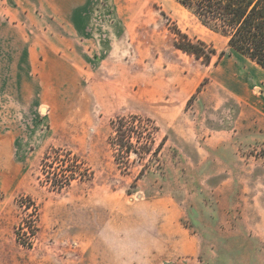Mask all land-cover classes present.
Wrapping results in <instances>:
<instances>
[{
	"label": "rangeland",
	"instance_id": "374dc122",
	"mask_svg": "<svg viewBox=\"0 0 264 264\" xmlns=\"http://www.w3.org/2000/svg\"><path fill=\"white\" fill-rule=\"evenodd\" d=\"M13 2L0 0V264H264V89L233 88L264 71L175 0ZM42 26L77 77L56 84L44 64L27 99L8 34ZM132 117L149 151L117 156L111 121ZM52 173L73 179L56 190Z\"/></svg>",
	"mask_w": 264,
	"mask_h": 264
},
{
	"label": "trees",
	"instance_id": "16d2710c",
	"mask_svg": "<svg viewBox=\"0 0 264 264\" xmlns=\"http://www.w3.org/2000/svg\"><path fill=\"white\" fill-rule=\"evenodd\" d=\"M175 1L193 15L203 27L225 37L231 49L264 69V0ZM176 48L188 55H193L205 65L210 62V56L205 54L201 47L194 46L190 42H187L186 46L176 45ZM110 127L109 143L117 156L125 154L126 158H129L131 154H134L140 158L149 151L148 147L152 143V138L149 126L143 120L135 117L116 118L111 121ZM138 130L146 132L143 138L145 144L140 147L142 150L140 152L138 149L134 150L135 144H133V139L136 143H140L139 140L142 139V133ZM135 134L137 137H134ZM46 160L47 154L42 163ZM41 172L45 175L43 166ZM45 179L54 189L62 190L69 185L73 176L52 173V177L46 176ZM19 242L23 247L28 246L27 243Z\"/></svg>",
	"mask_w": 264,
	"mask_h": 264
},
{
	"label": "crops",
	"instance_id": "0c3cea01",
	"mask_svg": "<svg viewBox=\"0 0 264 264\" xmlns=\"http://www.w3.org/2000/svg\"><path fill=\"white\" fill-rule=\"evenodd\" d=\"M83 1V0H82ZM77 0H14L13 3L22 4V5H46V6H73V4L76 3ZM81 2V0H79ZM71 10V9H70ZM30 17L29 14L25 15V21H28V18ZM74 20V17L72 18V21ZM31 21V19H30ZM29 26V25H28ZM49 26H46L44 28L43 26L41 28L37 29H27L22 30L19 32V34H15L14 31L9 32V36L13 37L14 40L11 42V47H15L18 49V54L16 58H14V61L17 63L14 64V68L21 69L19 70L18 75L19 77L11 78V82L17 83L20 85V89H18V92L20 95L25 96L24 98L31 97V87L34 83V79L32 78V70H39V74H41V67L43 68L44 64L48 66V69H50V79L53 80L56 84L60 83V79L64 76L62 75L65 71L67 82L69 81V78L71 80V83L75 82V79L77 77L76 72V64L74 63V51L70 48L69 43L66 39H62V45H60L59 37L62 36V32L59 31H53L48 29ZM34 30V32H32ZM53 32V33H52ZM34 35V37H37L38 39L35 41V45L30 46V44H27V42L24 41V36L28 35ZM18 37V40L15 38ZM51 38L53 40L46 41L42 38ZM21 38L22 40H19ZM22 41V44H21ZM34 53H40L41 56H43L44 60H41L40 63L37 65L34 62L35 55ZM60 54V55H59ZM62 54V55H61ZM245 57V56H244ZM246 58V57H245ZM248 59V58H247ZM249 60V59H248ZM251 61V60H250ZM252 62V61H251ZM47 63V64H46ZM254 63V62H252ZM257 67H259L262 71L260 66H258L256 63H254ZM60 68L62 69V73L59 71ZM233 67L227 66L224 68L225 71H228L227 73L230 76H233ZM257 73H251V75H245L241 82L235 84L233 88L236 91H240L242 87H248L249 84L251 85H258L262 86L264 89V75L260 74L258 71ZM25 74V75H24ZM28 74V75H27ZM25 76V77H24ZM15 88V89H16ZM257 90V89H255ZM258 95L264 94V90L259 92L257 91ZM28 99V98H27ZM259 104L264 108V97H259Z\"/></svg>",
	"mask_w": 264,
	"mask_h": 264
}]
</instances>
